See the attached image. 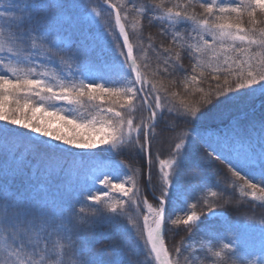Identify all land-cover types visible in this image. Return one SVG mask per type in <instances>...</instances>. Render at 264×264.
Segmentation results:
<instances>
[{
  "label": "snow or ice",
  "instance_id": "1",
  "mask_svg": "<svg viewBox=\"0 0 264 264\" xmlns=\"http://www.w3.org/2000/svg\"><path fill=\"white\" fill-rule=\"evenodd\" d=\"M103 3L108 20L79 0H0V264H205L183 241L166 245L168 226L191 234L205 210L225 216L240 203L229 187L264 205V0ZM177 77L192 99L176 102ZM213 121L230 134L213 141ZM202 150L232 179L219 189L199 176L193 190L205 194L173 218V197L191 199L178 181ZM85 156L104 159L89 172ZM61 173L78 184L58 202L50 182ZM205 239L220 244L215 258L264 262V246Z\"/></svg>",
  "mask_w": 264,
  "mask_h": 264
},
{
  "label": "trees",
  "instance_id": "2",
  "mask_svg": "<svg viewBox=\"0 0 264 264\" xmlns=\"http://www.w3.org/2000/svg\"><path fill=\"white\" fill-rule=\"evenodd\" d=\"M79 2L82 3L88 11H90L92 7H96L98 11L102 12L105 20L109 19L108 13L110 12V10L107 9L100 0H79ZM112 2L122 3L129 8L131 7L130 0H112ZM140 2H144V0H140ZM218 2H221V0H218ZM222 2L229 4H237L239 0H222ZM195 11L199 13L201 10L199 9V7H197ZM128 27L130 30L131 26L128 25ZM157 32L158 27H150L147 25V22H145V37H147V35L149 34H152L154 37H156ZM157 42H159L158 38ZM184 64L186 69L190 68L188 58L185 59ZM177 80V85L171 89V91L179 93L176 102L179 103L181 99H192L190 95H185V87L182 81H180L179 77H177ZM210 84L214 85L215 82L211 81L210 77H208L204 80V83L201 86L205 90H207ZM255 104L256 110L259 113L261 106L264 105V99L256 100ZM199 126L200 125L198 124L197 127ZM187 127L190 128L191 126ZM208 127L211 129V131H216L221 136H228L230 134V124L228 121H213L210 122ZM157 132L159 134L160 130L158 129ZM168 135L169 134L167 132H164L162 135H158V146L164 153L168 151ZM97 151H100V149H97ZM111 158L118 163H127L129 159L127 154L123 156H118L114 153L111 154ZM83 159L84 163L88 166L89 172H91L96 161L104 159V157H96L95 159H90L85 156ZM195 165V168H190L186 170L178 181L179 186L181 187V189L185 190V193H191V199L187 200V203H185V205L189 208L190 211V203L196 202L201 195L205 194L193 190L195 186L200 183V180L198 179L199 176H205L210 184L216 185L219 189H224L225 185L230 183L232 179L230 173H228L227 171V168L229 166L225 163H222L214 156H208L203 150L199 155L196 156ZM4 166L5 165L3 161H0V168H3ZM241 171L246 176H249L253 175L256 170L249 169L247 167H241ZM82 179V177L79 178L80 181H82ZM50 183L51 195L55 197L58 202H60L66 200L68 198V193H71L75 190L78 184V177L72 173H61L60 175H57L54 180H52ZM209 190H217V188L213 187L211 189H206V192ZM227 193L232 197L233 200H238L240 201V203L234 206V208L226 214L227 220L225 222H221L218 220H209L207 211L205 210L204 214L202 215L201 221L199 222V226L194 227L191 234L185 231L182 227L176 228L174 226L169 225V231H167L166 233V245L169 248H172L176 245H180L183 241L184 246L186 248V245L190 242L191 237L197 235L202 229L212 226L215 232L219 235V237L223 238L221 243L229 242L232 243L233 246L237 247L238 249L248 248L250 250H255L258 252L261 247L264 246V226H261L262 224H264V205H262L258 201L253 202L250 198L241 197L239 195L238 188L236 190H233L229 187L227 188ZM174 199L175 197H173V200L168 205V210L171 213L172 207L174 205ZM197 211H199V208L197 209ZM132 212L134 213L135 210L133 209ZM132 219L135 221L138 219V217L133 214ZM216 250H221V246L219 245ZM185 254L187 255L189 254V252L186 251ZM196 257L198 261L205 260V264H213V261H215L216 264H242V258L238 255L232 256V254L225 255L222 260L213 257L211 254H200ZM249 259H251V257H249ZM243 264H247V261H243ZM262 264H264V262H262Z\"/></svg>",
  "mask_w": 264,
  "mask_h": 264
},
{
  "label": "rangeland",
  "instance_id": "3",
  "mask_svg": "<svg viewBox=\"0 0 264 264\" xmlns=\"http://www.w3.org/2000/svg\"><path fill=\"white\" fill-rule=\"evenodd\" d=\"M37 115H39V113H37ZM216 137L223 138L226 136L224 135L221 136L219 135L218 132L212 131V139L214 141ZM96 189H99V193L97 194H100L105 191V189H103L99 183L96 184ZM181 191L182 193H185V190L181 189ZM113 195H115V193H113ZM185 203H187V201L183 198V196H181V198L175 197L173 201L174 205L172 207L173 218H175L176 215H183L185 212L190 211L189 208L185 205ZM208 219L225 222L227 220V215L225 216L217 215L213 217L208 214ZM209 232L214 233L219 237V235L215 232L212 226L208 228H204L197 235L190 238V242L186 245L187 251L189 253H192L193 249H195L196 251L195 253H193V255L195 256H199L200 254H203V255L211 254V252L208 251L209 247H211L212 251H215L219 247L220 244H211L209 240L205 239V234Z\"/></svg>",
  "mask_w": 264,
  "mask_h": 264
},
{
  "label": "water",
  "instance_id": "4",
  "mask_svg": "<svg viewBox=\"0 0 264 264\" xmlns=\"http://www.w3.org/2000/svg\"><path fill=\"white\" fill-rule=\"evenodd\" d=\"M106 7H108L106 4H105ZM111 10V9H110Z\"/></svg>",
  "mask_w": 264,
  "mask_h": 264
},
{
  "label": "clouds",
  "instance_id": "5",
  "mask_svg": "<svg viewBox=\"0 0 264 264\" xmlns=\"http://www.w3.org/2000/svg\"><path fill=\"white\" fill-rule=\"evenodd\" d=\"M261 226H264V224H262Z\"/></svg>",
  "mask_w": 264,
  "mask_h": 264
}]
</instances>
